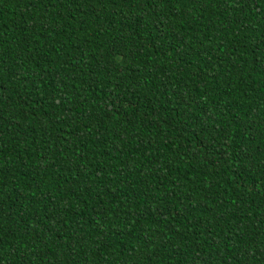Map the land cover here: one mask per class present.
I'll use <instances>...</instances> for the list:
<instances>
[{
	"label": "trees",
	"instance_id": "1",
	"mask_svg": "<svg viewBox=\"0 0 264 264\" xmlns=\"http://www.w3.org/2000/svg\"><path fill=\"white\" fill-rule=\"evenodd\" d=\"M0 264H264V0H0Z\"/></svg>",
	"mask_w": 264,
	"mask_h": 264
}]
</instances>
